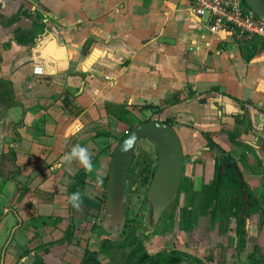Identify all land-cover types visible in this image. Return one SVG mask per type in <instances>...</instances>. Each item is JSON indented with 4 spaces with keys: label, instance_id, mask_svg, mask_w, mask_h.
Returning a JSON list of instances; mask_svg holds the SVG:
<instances>
[{
    "label": "crops",
    "instance_id": "1",
    "mask_svg": "<svg viewBox=\"0 0 264 264\" xmlns=\"http://www.w3.org/2000/svg\"><path fill=\"white\" fill-rule=\"evenodd\" d=\"M190 4L191 0H0L1 14L9 17L24 8L36 16L39 11L46 25L35 45L19 44L14 38L17 30L36 27L33 18L0 25V264H32L38 247L64 239L67 230L74 233L70 242L39 252L47 263L88 264L90 251L99 253L103 264H109V257L125 264L128 252L122 248L112 256L102 253L105 239L117 241L102 235L98 227L104 217L103 188L94 174L96 163L108 165L102 153L94 158L101 141L97 135L114 134L123 109L176 117L175 128L189 157L184 176L192 192H200L215 177L217 152L208 147L203 133L210 134L235 158L264 209V48L252 52L247 62L232 34L211 33L190 13ZM96 50L102 55L88 65ZM37 68L42 73L37 74ZM6 86L12 97L1 95ZM214 88L227 95L212 92ZM235 129L242 133L239 144L229 136ZM76 144L88 148L94 170L82 191V208L72 214L70 188L84 168L77 160L61 164V158ZM217 222L215 242L207 239L210 246L204 257L177 250L201 259L213 256L211 264H245L252 242L237 256H231L236 252L233 246L223 257L220 246H228L235 222L224 213ZM198 227L200 218L194 230L184 234ZM262 228L254 213L247 229L263 248ZM97 241L101 243L96 246Z\"/></svg>",
    "mask_w": 264,
    "mask_h": 264
},
{
    "label": "trees",
    "instance_id": "2",
    "mask_svg": "<svg viewBox=\"0 0 264 264\" xmlns=\"http://www.w3.org/2000/svg\"><path fill=\"white\" fill-rule=\"evenodd\" d=\"M44 10L47 11L48 9L44 8ZM36 13H37L36 16H34V12L24 8H22L17 14H14L9 17L0 13V25L10 26L20 21L23 17L33 18L36 23V27L33 30H27V31L17 30L14 33V38L19 44L35 45L42 36V34L44 33L45 31L44 29L46 26L45 23L43 22L42 14L39 11H37ZM231 37L234 41L239 43L242 53L247 62L251 60L254 52H256L259 48L262 49L264 48V40L261 39L260 37L244 39L240 36V34L237 31H235ZM1 62H2V56L0 54V63ZM213 91H217L222 95H227L224 92H220L219 88H214L212 89V92ZM1 95L3 97H12V95L9 94L8 92L7 86L2 91ZM129 112L131 111L127 109L126 110L123 109L120 112L121 114L120 117L127 116ZM157 120L165 121L168 124L175 127V123L170 117L165 119H157ZM132 127L134 126H131L129 130ZM241 134L242 133L238 129L229 132L231 141L234 142L235 144H239L237 139L240 137ZM104 135H105L104 133H101L98 134L97 137H102ZM203 135L205 136L208 142V147H210L212 150L217 152L215 177L212 181L205 182L200 192H193L191 195V200L183 208H181L180 229L186 233L192 232L194 230L195 220L199 216H207V215H210L213 223L212 224L213 227H217L216 226L218 223L217 218L220 214L224 213L234 219L235 226L234 228L229 229L231 230L232 235H230L229 237L230 241L228 246H224V245L220 246V249L222 250V256L228 257V255H230L229 251L232 249L233 246H235V251H236L235 255L234 252L231 254V256L235 257L237 256L238 253L244 252L248 244L252 242L253 248L247 254V257L244 260L245 264H264L263 248L259 243H257L256 237L251 235L247 229V221L254 213L259 214L260 227L261 228L264 227V209H261V204H262L261 196L259 197L256 193H254L249 188L246 182H244L243 186L241 185L240 176L234 165L236 163L235 158L230 153H227L225 150H223L218 144H216L212 140L210 134L203 133ZM106 136H110V134L107 133ZM124 136L125 134H123V136L117 140V144L124 138ZM113 150L114 147H112L110 156L112 155ZM11 155L13 157V165L15 167H18L16 165V160H15L16 155L13 150H11ZM130 165L131 162L129 164L128 171L130 169ZM88 175L89 173L86 172L85 169H82L75 176L74 180L72 181V186L70 188L69 196L76 191L82 193L86 185V179ZM107 181H108V173L106 174L103 181L105 183V188H107ZM190 186H191L190 179L184 176L183 183L177 197V202H179L178 198L180 194H182L183 192H187V193L190 192ZM246 195H248V203L245 212L241 215L245 204L244 197ZM105 198H106V192H103V207H102L103 214L105 209V200H106ZM70 209L73 214L75 209L72 207L71 204H70ZM127 216H128V211H127ZM165 219L166 222L164 224V230L168 231L170 224L174 220V217L173 215L168 214V216L165 217ZM98 227L104 230L102 223L99 224ZM262 230L263 228L260 229V231ZM140 234L143 235V238H141ZM140 234H137L135 228H133L126 235L124 239L125 241L113 242L111 240H108L103 246L102 253H104L106 256H112L113 255L111 253L112 250H115L117 248L127 247L129 251L125 259V264H211L212 262L215 261L213 256H209L207 258L201 259L195 255L177 249H165L158 251L155 254H151L146 246V241L149 238L147 231H143ZM73 237H74V233L71 230H67L64 239L38 247L36 249V255L34 256V261L32 264H49L43 259L41 255H39V252L43 250L48 251V247H52L56 244L65 243L67 241L70 242ZM235 240H237L236 244H235ZM89 254H91L90 251L87 252V256ZM88 264H103L99 257V253H93L89 257Z\"/></svg>",
    "mask_w": 264,
    "mask_h": 264
},
{
    "label": "water",
    "instance_id": "3",
    "mask_svg": "<svg viewBox=\"0 0 264 264\" xmlns=\"http://www.w3.org/2000/svg\"><path fill=\"white\" fill-rule=\"evenodd\" d=\"M245 1L259 17L264 19V0ZM101 55L102 52L96 50L90 56L87 64L94 63ZM203 102L207 103V100L205 99ZM211 106L217 109L219 104L216 105L213 101ZM145 139L155 143L159 154L158 166L144 202V206L147 208V234L153 232L164 219L166 213L174 210L177 206V197L184 179L185 162L189 159L185 154L179 133L175 127L165 121L146 120L140 122L125 134L113 150L110 158L103 226L111 234L120 235L124 233L128 218L125 204L126 175L138 144ZM234 165L243 186V174L237 164ZM244 200L245 205L241 215L245 212L247 197ZM106 242L105 239L103 245Z\"/></svg>",
    "mask_w": 264,
    "mask_h": 264
},
{
    "label": "rangeland",
    "instance_id": "4",
    "mask_svg": "<svg viewBox=\"0 0 264 264\" xmlns=\"http://www.w3.org/2000/svg\"><path fill=\"white\" fill-rule=\"evenodd\" d=\"M165 118L168 117L162 112L152 111L145 113L142 110L129 112L127 116H123L120 118L118 117L119 124H117L115 133H109L110 136H106L107 133H104L105 135L100 137L101 141H99L96 145V148H94V152H96L95 156L97 157L94 158L98 159L100 153H102V155L105 156L103 160H107L108 164L107 166L103 165L102 168L100 163H96L98 165V168L95 169V176H99V178L104 181L107 171H109V162L111 158L110 152L112 151V147H114L115 149V147L117 146V140L123 136L124 132L127 129L146 120H157ZM174 119H176V117H174ZM174 119H172L173 122L175 121ZM183 120L191 123L195 122V119H191L189 117H183ZM240 151L241 149L238 150V152ZM251 161L254 163L253 167H259L253 159H251ZM158 162L159 154L155 143L148 139L142 140L138 144L134 152L130 169L126 177L125 202L127 205L128 219L124 233L120 235H114L107 232L105 229H101L100 232L102 235L109 236L110 238H112V240L120 242L125 239L126 235L133 228H135L137 234H140L143 231H148L146 224L147 208L144 206V202L153 173L157 169ZM101 185L103 188V192H106L105 183L102 182ZM191 188L192 185L190 186L189 193L183 192L182 194H180L178 198L179 202L176 208L173 211L166 213L165 217H167L168 214H171L174 217V220L170 224L168 231L164 230V224L166 222V219L164 217L159 226L153 232L148 233L149 238L146 241V246L151 254H155L158 251L165 249L185 248V250H190L191 252H193V254L204 257L207 254L208 248L210 246V243H208L207 239L211 238L209 242H215V239L213 238L216 237L214 236V232H216V230L214 229V227H212L213 223L211 222L209 215L198 217L200 218V227H198L197 231L195 230L191 235L184 234L186 232L179 229L181 208H183L191 200V195L193 193ZM101 222L103 225V221ZM140 236L141 238H143V235L140 234ZM260 242L264 250V233L261 236ZM100 243L99 241H97L96 246ZM122 249L125 250L126 253L129 251L127 247H123ZM113 252L114 250L111 251V253ZM109 258V264H119L117 262H114V258Z\"/></svg>",
    "mask_w": 264,
    "mask_h": 264
},
{
    "label": "built area",
    "instance_id": "5",
    "mask_svg": "<svg viewBox=\"0 0 264 264\" xmlns=\"http://www.w3.org/2000/svg\"><path fill=\"white\" fill-rule=\"evenodd\" d=\"M189 11L213 34L237 31L244 39L264 40V19L245 0H191ZM36 73H42V69L37 68Z\"/></svg>",
    "mask_w": 264,
    "mask_h": 264
},
{
    "label": "clouds",
    "instance_id": "6",
    "mask_svg": "<svg viewBox=\"0 0 264 264\" xmlns=\"http://www.w3.org/2000/svg\"><path fill=\"white\" fill-rule=\"evenodd\" d=\"M73 160H77L80 165L85 169L86 172L91 173L94 170V166L91 160V153L88 148L83 147L79 144L74 145L70 152L66 153L61 158V164L71 163ZM60 164L57 165L59 167ZM98 183H102V180L98 179ZM68 202L72 205L74 209L80 211L83 204L82 193L79 191L73 192L68 197Z\"/></svg>",
    "mask_w": 264,
    "mask_h": 264
},
{
    "label": "flooded vegetation",
    "instance_id": "7",
    "mask_svg": "<svg viewBox=\"0 0 264 264\" xmlns=\"http://www.w3.org/2000/svg\"><path fill=\"white\" fill-rule=\"evenodd\" d=\"M245 197H247V202H246V206H247V203H248V195H246ZM244 197V198H245ZM245 205V204H244ZM123 241H125V240H123ZM118 242V241H117Z\"/></svg>",
    "mask_w": 264,
    "mask_h": 264
}]
</instances>
